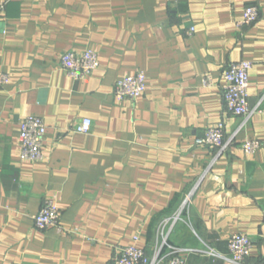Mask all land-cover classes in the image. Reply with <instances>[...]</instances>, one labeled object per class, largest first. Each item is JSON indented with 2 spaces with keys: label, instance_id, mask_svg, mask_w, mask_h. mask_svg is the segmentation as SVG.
Returning a JSON list of instances; mask_svg holds the SVG:
<instances>
[{
  "label": "crops",
  "instance_id": "1",
  "mask_svg": "<svg viewBox=\"0 0 264 264\" xmlns=\"http://www.w3.org/2000/svg\"><path fill=\"white\" fill-rule=\"evenodd\" d=\"M1 6L0 72L12 83L0 86V264H113L134 236L152 260L167 243L192 250L185 264H232L237 233L253 241L246 264H264V0ZM249 6L260 18L242 24ZM87 49L100 66L75 81L61 56ZM239 61L253 65L256 113L246 123L224 103V71ZM140 71L146 93L117 100V81ZM29 116L47 126L38 163L19 157ZM86 118L91 131L77 133ZM219 124L226 139L235 135L227 151L196 145ZM254 139L262 147L246 154ZM47 198L58 202L61 233L35 227Z\"/></svg>",
  "mask_w": 264,
  "mask_h": 264
},
{
  "label": "built area",
  "instance_id": "2",
  "mask_svg": "<svg viewBox=\"0 0 264 264\" xmlns=\"http://www.w3.org/2000/svg\"><path fill=\"white\" fill-rule=\"evenodd\" d=\"M0 7V13L3 11ZM260 18L259 9L255 6L246 7L242 24L251 25ZM195 29H191L193 33ZM60 66L62 70L71 79L78 81L91 76L100 66V58L97 51L87 49L82 53L67 52L61 56ZM252 63L248 61H239L230 65L223 74V89L225 109L228 113L244 118V123L256 113V109L250 107V71ZM210 78L205 80L209 84ZM12 83V77L0 72V86H6ZM147 91V77L144 72H137L126 76L117 81L114 87V95L117 100L140 99ZM92 120L83 119L76 127V132L88 134L92 128ZM19 133V157L22 161L28 163H38L44 158V147L47 134V126L43 118L29 116L24 119L20 125ZM235 135L226 139L224 134V125L219 124L206 131L204 136L196 140V145L218 148L219 154L227 151ZM262 147V142L258 139L247 140L243 145L246 154H255ZM1 212V206H0ZM61 210L55 198L45 199L42 208L35 217V227L39 231L56 229L59 233L63 232L61 225ZM167 252L162 250L155 259H150L140 245V237L134 236L131 243L121 250L120 255L113 264H157L160 258H169L171 264H185L182 256L191 252V249L176 248L164 243ZM162 247V248H163ZM253 249L252 239L245 233H237L231 236L229 241L230 257L228 260L232 264H246L251 256ZM209 254L217 256L213 251ZM164 255V256H163Z\"/></svg>",
  "mask_w": 264,
  "mask_h": 264
}]
</instances>
